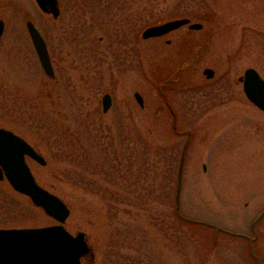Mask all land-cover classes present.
I'll use <instances>...</instances> for the list:
<instances>
[{
  "label": "rangeland",
  "instance_id": "374dc122",
  "mask_svg": "<svg viewBox=\"0 0 264 264\" xmlns=\"http://www.w3.org/2000/svg\"><path fill=\"white\" fill-rule=\"evenodd\" d=\"M62 1L56 21L34 0H0V18L5 22L0 39V126L26 138L46 158L45 165L31 158L26 161L36 181L69 207L63 222L66 229L72 234L85 233L90 253L82 257L81 264H258L246 237L215 232L203 223L180 226L179 220L174 221L177 217L170 214L161 218L167 228L159 229L146 201L148 190L153 188L154 206L165 210L158 195L164 194L166 186L175 188L176 181L166 174L177 167L186 136L173 130L157 83L186 55L184 61H191L183 78L162 87L176 111L178 128L192 131L183 161L181 211L224 229L253 235L251 223L264 210V111L248 100L239 77L246 68L254 67L264 78V0H111L109 10L125 9L123 20L121 13L118 16L122 24L116 28L107 23L103 25L107 29L98 26L88 30L85 58L70 68L61 58L65 66L56 76L54 92L49 93L43 84L48 78L25 22L32 20L57 40V30L64 22L71 21L73 26L75 21L83 23L82 6L90 2L67 0L65 11ZM151 7V13L168 15L158 22L178 17L181 11H197L200 16L194 20L203 28L189 32L183 26L163 37L135 39L139 25L154 17ZM127 15L132 19L129 25ZM110 16L115 15L109 12ZM115 29L120 36L112 39L120 40L108 45ZM196 41L201 48L194 52L196 47L191 43ZM74 47L72 42L70 50L78 56ZM204 67L215 71L213 78L205 76ZM135 91L142 95L143 106L136 101ZM106 92L111 94L112 104L103 112L101 97ZM76 115L92 124L93 134L100 130V138L95 140L109 145L113 135L125 157L140 152L146 143L159 147L160 161L155 168L139 160V167L129 164L123 169L130 180L109 186L114 191L129 186L132 195L140 193L143 208L134 210L128 204L131 198L124 194L108 207L103 193L90 190L84 179L79 184L69 177L81 169L86 180L98 178L86 173L84 165L77 167V151L73 153L61 137L76 127ZM136 172H141L139 178ZM56 223L26 195L0 179V227ZM255 227L254 251L264 262V215Z\"/></svg>",
  "mask_w": 264,
  "mask_h": 264
},
{
  "label": "water",
  "instance_id": "95a60500",
  "mask_svg": "<svg viewBox=\"0 0 264 264\" xmlns=\"http://www.w3.org/2000/svg\"><path fill=\"white\" fill-rule=\"evenodd\" d=\"M39 8L48 14L57 17L59 14L58 0H35ZM3 20L0 19V36L3 30ZM198 30L202 24L191 21L190 17H178L152 24L143 29L141 37L149 39L163 36L181 26ZM34 48L38 55L44 71L51 75L53 73L46 43L31 21L26 22ZM202 72L207 78L214 76V70L204 67ZM242 82V89L246 97L259 109L264 111V79L259 72L252 67L245 69L239 77ZM135 99L142 106L143 98L139 92L134 93ZM111 105V97L108 93L102 96L103 111H107ZM173 126L175 128V121ZM188 138L183 145L177 171L175 188V213L184 221L191 223H203L214 227V231H225L232 235L242 236L249 239V252L252 257L258 259V264H264L255 254L253 240L256 238L255 224L264 215L260 211L251 223L252 236L243 233L224 229L218 225L208 223L202 219H195L186 216L180 209V184L183 171L184 156L191 138L188 131ZM30 157L42 165L46 160L34 149V147L23 137L13 131L0 127V179L5 177L12 188L24 195H27L35 206L54 218L58 223L41 227L22 228H0V264H81V258L90 253L85 233L78 231L70 233L63 222L69 215V208L66 203L56 194L41 186L33 175L30 166L26 161Z\"/></svg>",
  "mask_w": 264,
  "mask_h": 264
},
{
  "label": "trees",
  "instance_id": "16d2710c",
  "mask_svg": "<svg viewBox=\"0 0 264 264\" xmlns=\"http://www.w3.org/2000/svg\"><path fill=\"white\" fill-rule=\"evenodd\" d=\"M89 4L86 5V7H83V13L85 14V20L83 21V23H76L77 21H75L74 26L72 25L71 22V26L74 28V30L76 31V34L78 35V33H81V35L86 38L85 36H87L86 32L91 31V29L95 28H105L103 27V25L105 26V24L107 23H111V25H115V27L117 28L118 26H120L122 24L121 20H118V16L121 13V19L123 20V16L122 14H124L125 9H116L114 8L113 10H109L108 8H110V5L112 4L111 0H108L107 2H104L103 0H89ZM102 3H107L109 4L108 6H104L102 5ZM68 1L67 0H63L62 1V6L64 8V10H68ZM151 6H154L152 3H150ZM88 7V9H87ZM75 9V8H74ZM153 9V7L149 8ZM110 12V14H114V18L113 16L108 17V13ZM126 12H131V11H126ZM107 13V14H106ZM106 14V15H105ZM150 15L154 16L153 18L144 21L143 23H141L139 25V28L136 29L135 32V39H138L140 37V33L141 30L146 27L147 25L150 24H154L156 22H158L160 19L162 18H166L168 17V15L163 14V15H158L156 13H151L150 11ZM180 16L185 15V16H189L192 19H197L199 18L198 16H200V14H198L197 11H181V13L179 14ZM104 16V18H103ZM130 15H127V22L128 25L131 22V18H129ZM108 17V18H107ZM103 18V19H102ZM131 19V20H130ZM143 19H145L143 17ZM102 21V22H101ZM120 24V25H119ZM82 25V26H81ZM119 30L115 29L113 31V33L110 35V40L108 41V45H112L113 43H116L117 40L120 39H112V37L115 36H120L117 34ZM189 32H192V30H189ZM44 37L47 39L46 33L44 32ZM86 42V41H85ZM192 47H194L195 45V51L196 50H200L201 46L200 43L193 42V44L191 43ZM85 51H86V44H85ZM194 51V49H193ZM187 56H182L180 61L177 62L172 69H170L168 71V76L169 77H173L176 76L177 77V69L180 68L182 65L186 66V64L189 62V59L187 61H184V59ZM190 66V65H189ZM174 69V70H173ZM187 70V68L185 67L184 70L182 71V76L180 77V80L183 78L184 76V72ZM170 74H172V76H170ZM167 76V77H168ZM177 82H172L170 84H176ZM169 85V84H167ZM79 116L81 115H76L74 118L75 121V126L72 132H70L71 134L68 135H63L61 137H63L64 139L67 140V147L69 149H71L73 151V153H75V151H77V154L79 156V159L75 161V164H77V167L79 166H83L84 168H86V173L90 172V176L96 175L98 178L96 180H90V177H88V180H86L85 178V174L82 177V174H80V172L78 171V173L76 174H69L70 178H76L79 182V184L82 183V180L84 179V184H88V186H90V190H94L96 193L99 194H104V197L106 196V200L108 202V207L110 206V203H116V200H120L119 198L124 194V197H130L129 199L131 200L128 204L130 206L133 207L134 210L143 208V201L142 198L140 196V193H137L135 195H132V191H130L129 186H127L128 188H124L122 186L121 191H118L117 188H115L114 191L112 189L109 188V186L115 184V183H119V185L121 184L120 181H124L125 179H129L130 180V174L126 173L125 171H123V169L128 168L129 164H135L137 165V167H139V165L144 164V162L148 165V168H155L156 167V161H160L158 156V146L154 145V144H149L146 143V145H144L140 152H136L133 155H127V157H125V155L123 154V147L119 146V143L117 142H113L115 141L113 138V135L110 136L111 140H110V144L108 145V143H103V142H99L98 140H95L96 137L100 138L97 134V132H99L100 130H95L94 134H93V128H91L89 122H87L86 118H79ZM84 119V120H83ZM121 122V121H120ZM118 125H121V123H118ZM74 129L76 131V133L74 132ZM85 132H87V134H85ZM84 135V136H83ZM87 135V136H86ZM85 136L88 138L85 140ZM119 135H117L118 137ZM113 138V139H112ZM88 140V142L86 143V141ZM69 143V144H68ZM76 143H78V147L76 148ZM110 147V150H109ZM152 149V150H151ZM154 149V150H153ZM134 152V151H133ZM129 159V163H127V160ZM139 160L141 161V163H139ZM153 161H155V164L153 163ZM128 171V170H127ZM177 171H178V164L177 167L175 166L173 170L168 171V174H166V176L169 178V176L173 177V181L175 182L177 179ZM134 173V172H133ZM136 175H138L137 178H139V174H141V172H136ZM145 176V174H144ZM176 176V178H175ZM99 181V186L95 187V181ZM173 182V185H174ZM126 186V184H124ZM128 185V184H127ZM175 188H176V184H175ZM175 188L174 186L169 187L166 186L165 190H164V194L159 193L158 196H161L162 198L159 200V204L162 205L163 207H165V210L163 209L158 210L156 209V207L154 206V197H155V189H150L148 190L147 194H148V202L146 201V204L148 205V210L149 213L151 214L152 218L154 219V225L156 227H158L159 229L163 230L166 229L167 227L163 226L164 223V216H169L168 214H170L172 217L176 216L175 213ZM129 195H125L126 192ZM131 195V196H130ZM158 196L157 199H158ZM145 208H147V206H145ZM163 220H162V219ZM179 220L180 222V226H182L183 224L185 225H190L188 223V221H184L181 220L180 218H174V221ZM187 222V223H184Z\"/></svg>",
  "mask_w": 264,
  "mask_h": 264
},
{
  "label": "flooded vegetation",
  "instance_id": "af4514ba",
  "mask_svg": "<svg viewBox=\"0 0 264 264\" xmlns=\"http://www.w3.org/2000/svg\"><path fill=\"white\" fill-rule=\"evenodd\" d=\"M59 4H60V0H59ZM60 14H61V6H60V12H59L57 17H54L52 14H48V15H50L52 17V19L57 21ZM3 23L4 24H3L2 34L4 32V29H5L4 20H3ZM63 24L64 25L61 26L60 28H58V30H57V38H58L57 40L53 39V36L49 33V31L45 32L46 36H47V39H46L44 37V32H42V30L36 24H34L46 40L47 51H48L50 64H51L52 71H53V73L51 75H47L44 72L48 79H47V82L43 83V84H47V89H48L49 93L54 92L56 86L58 85V77H56V76L59 74V71H61L65 66L62 63L61 58H63V60L68 62L69 68L71 67V64H75L76 66L79 65L81 63L82 58L83 57L85 58V43L86 42H85L84 37L81 35V33H78V35L76 34V31L71 26V22H64ZM2 34H1V36H2ZM1 36H0V39H1ZM72 42H73V45H75V47H74L75 51L74 52H78V54H79L78 56H76L75 53L72 54V51L70 50V46L72 45ZM55 47H56L57 51H55ZM37 58H38V56H37ZM77 58L79 60H77ZM38 61H39V59H38ZM39 64H40V62H39ZM40 66H41V64H40ZM41 68H42V66H41ZM180 75L182 76V73ZM110 96H111V94H110ZM111 104H112V97H111ZM170 106H171L172 110L174 111V114L176 117V125L178 126L176 111L174 110V108L171 104H170Z\"/></svg>",
  "mask_w": 264,
  "mask_h": 264
}]
</instances>
